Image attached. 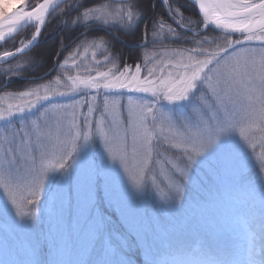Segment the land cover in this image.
Returning a JSON list of instances; mask_svg holds the SVG:
<instances>
[{
    "label": "snow or ice",
    "instance_id": "obj_1",
    "mask_svg": "<svg viewBox=\"0 0 264 264\" xmlns=\"http://www.w3.org/2000/svg\"><path fill=\"white\" fill-rule=\"evenodd\" d=\"M17 2L11 15L0 8V41L15 40L23 23L33 31L0 52L6 75L21 71L11 61L39 45L61 2L63 29L80 36L62 62L63 42L47 54L55 63L37 78L47 83L0 97L15 99L0 104V264H135L133 243L142 264H264V0H160L171 23L139 0ZM121 37L163 51L121 65ZM189 37V47L164 44ZM81 49L95 64L77 63ZM101 50L106 71L96 67ZM70 60L75 75L58 71ZM206 178L227 179L231 198L247 203L236 211L242 224L229 221L194 247L145 222L149 203L158 214L185 213ZM41 215L55 220L58 238L38 231Z\"/></svg>",
    "mask_w": 264,
    "mask_h": 264
},
{
    "label": "trees",
    "instance_id": "obj_2",
    "mask_svg": "<svg viewBox=\"0 0 264 264\" xmlns=\"http://www.w3.org/2000/svg\"><path fill=\"white\" fill-rule=\"evenodd\" d=\"M41 0H33L30 4V8L37 2H40ZM72 1L68 3H72ZM82 2H87V0H82ZM107 0H93L94 4L97 3H106ZM139 2L145 7V9L149 12V15L155 14L158 18H163L166 23H171V20H169L167 13L165 12V6L161 4L160 0H139ZM170 3L173 7H175L176 0H170ZM155 5L153 8L152 6ZM21 7V5L17 2V0H0V8L3 9L5 14L9 11H11L14 8ZM67 7V4L62 5L55 13L52 14L51 17H49L44 30L43 34L40 38V43L37 47L33 48L30 52L27 53V56L21 55L18 56L16 60H12L11 64L15 65L18 61L22 64V69L18 74H5L6 70L9 68V63H1L0 64V88L7 83V88H3V91H0V95L4 93L5 91L8 92H16L20 90H26L28 87H34L35 83H32L35 81L36 83H47V79L38 80V77L44 76L46 73L50 72L52 69V65L55 63L48 57V53L53 51L57 48V46L61 45V42H63V47L67 50L64 51L63 55L60 57L61 62L69 55V52L74 47V39L78 35H80V31L77 30L75 32L64 30L63 29V21L64 17L61 15L62 10ZM184 16L187 18L191 16L193 19H199L198 16L195 15L197 11L194 9H183ZM175 26V25H174ZM199 31H202L201 29H198ZM33 31L32 27H29L25 30H23L21 33H19L18 36L15 37V40H8L7 43L2 44V47H0V52L6 51V50H15V46H18V41L23 39L24 37L30 35ZM166 31V30H165ZM178 31H183L182 29H178ZM216 32L210 33V35H216ZM99 35L103 36V33H100ZM149 37L151 36V26L149 25ZM82 39V37H81ZM171 38H169L170 40ZM190 37L188 43H180L179 45L170 44L169 41H164L165 45H168L169 47H189L190 45ZM74 41V42H73ZM122 42H118L115 44V48L113 51L118 52L121 56V65L123 64H133V63H142V56L144 51H163V48L160 46V43L158 42L155 47H153L149 40V48L148 49H137L135 47H132L133 44H136L140 41L133 37H121ZM69 43L70 46L66 47ZM100 56H103V52ZM30 59H34L36 63H27ZM43 59L44 67L37 70V64ZM107 70L106 68H103ZM58 71H67L72 72L70 70H62L58 69ZM83 74V72H81ZM56 75L55 72L52 73V78H54ZM213 208L210 211H207L206 215L199 213L198 215V229L197 231L200 232L202 237L204 236H212V228L211 224L214 221L213 220ZM210 215V217H209ZM209 217V219H208ZM116 218V216H115ZM191 237V236H190ZM194 240L195 236L192 238ZM193 242V241H192Z\"/></svg>",
    "mask_w": 264,
    "mask_h": 264
},
{
    "label": "rangeland",
    "instance_id": "obj_3",
    "mask_svg": "<svg viewBox=\"0 0 264 264\" xmlns=\"http://www.w3.org/2000/svg\"><path fill=\"white\" fill-rule=\"evenodd\" d=\"M101 51L96 52V58L100 61V64L96 65V67L103 69L102 65L104 62V57L100 56L102 54ZM77 63L84 64H95V61L92 57V51L90 50L85 56L83 49L80 50V56L77 58ZM70 70L71 74L75 75L77 69L73 68L72 61L70 60L68 65L65 66V69L62 70ZM106 71V70H105ZM82 74V73H81ZM4 93L0 95L3 97ZM70 98H63L65 102H67ZM8 103H15L14 98L5 97L4 100L0 101V104L3 106H7ZM20 122L19 116L16 117L17 125ZM7 129L3 126H0V136L6 133ZM102 151V147L99 149ZM190 198L193 200V204L190 208L187 209L185 213H176V215L169 216L167 213L158 214L156 208L151 204H147L144 206L143 211L145 212V222H154L157 224V227L166 228L169 232L174 233L181 239L187 238L189 243H192L194 247L198 246L199 239L203 238L198 229V215L202 213L206 215L207 211H210L213 208V222L210 225L212 228V236H208L209 239H215L222 228L227 224V222H240L243 223V216H237L236 211L238 208L247 207V203H240L241 198H237L233 200L229 194V182L227 179L224 180H213L211 178H206L203 186L198 192H191ZM260 200L259 195L257 194V198L255 200V206L259 208ZM115 212L116 214L113 216L114 222L116 221L115 216L119 215L118 210L109 209V213ZM210 217V215H209ZM208 217V219H209ZM119 226V225H117ZM5 228V220L3 217H0V240L3 239V232ZM38 231L42 232L45 236L58 238V229L56 222L53 218L47 215H41L39 219V229ZM191 236V237H190ZM195 236V239H192ZM193 241V242H192ZM197 241V242H195ZM195 242V244H194ZM241 243L243 242V235L241 236ZM132 254L135 264H142L143 261V251L138 250L135 243L132 245ZM53 258H55V253ZM162 259H170L172 257L162 254ZM58 259L63 260H71L75 259V257L70 255H61Z\"/></svg>",
    "mask_w": 264,
    "mask_h": 264
},
{
    "label": "water",
    "instance_id": "obj_4",
    "mask_svg": "<svg viewBox=\"0 0 264 264\" xmlns=\"http://www.w3.org/2000/svg\"><path fill=\"white\" fill-rule=\"evenodd\" d=\"M32 1H33V0H30V2L28 3V8H29V9H30V4L32 3ZM69 1H71V0H68V2H69ZM58 2H60V0H58ZM63 4H65V3L61 2L60 6H62ZM18 8H20V7H18ZM18 8L12 9L11 11L7 12L6 15H11V14L14 13ZM196 11L198 12V9H196ZM48 19H49V18H48ZM28 27H31L28 23H23V24H21L20 26H18L19 33H20L21 31L25 30V29L28 28ZM13 35H15V34H13ZM79 36H80V35H79ZM40 38H41V37H40ZM5 40H6V41L9 40L7 35H6V37H5ZM4 43H5L4 41H0V45H2V44H4ZM19 56H21V55H19ZM0 63H2V62H0Z\"/></svg>",
    "mask_w": 264,
    "mask_h": 264
}]
</instances>
